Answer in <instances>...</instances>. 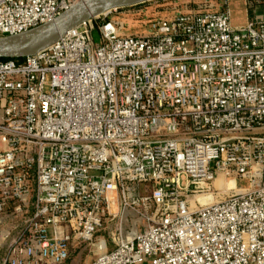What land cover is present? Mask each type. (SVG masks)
<instances>
[{
	"label": "built area",
	"instance_id": "built-area-1",
	"mask_svg": "<svg viewBox=\"0 0 264 264\" xmlns=\"http://www.w3.org/2000/svg\"><path fill=\"white\" fill-rule=\"evenodd\" d=\"M78 1L0 0V38ZM109 15L0 60V215L24 218L0 264H64L116 219L92 264H264V19Z\"/></svg>",
	"mask_w": 264,
	"mask_h": 264
},
{
	"label": "rangeland",
	"instance_id": "rangeland-1",
	"mask_svg": "<svg viewBox=\"0 0 264 264\" xmlns=\"http://www.w3.org/2000/svg\"><path fill=\"white\" fill-rule=\"evenodd\" d=\"M224 9L229 13L232 28L242 27L246 24V8L242 0L228 1L226 6L222 0H158L142 7L128 8L119 13L113 12L108 18L117 24L121 35L143 36L148 34L150 23L156 19H169L186 11L218 12ZM238 186L245 187L246 183L240 181ZM213 200H216V196H213ZM10 213L11 209H7L5 213L0 215V238L4 234L0 241V258L6 243L5 236L14 235L24 220L23 217H13ZM131 219L135 220L136 218L127 216V220ZM117 224L118 219L111 222L106 221L103 229L94 235L91 242L75 244L64 264H92L97 254L100 253L97 247L99 241H105L108 244V249L112 247V240L118 236L115 230ZM137 224L138 230L141 231L143 226ZM128 229L129 223L125 225L124 231L127 232Z\"/></svg>",
	"mask_w": 264,
	"mask_h": 264
},
{
	"label": "water",
	"instance_id": "water-1",
	"mask_svg": "<svg viewBox=\"0 0 264 264\" xmlns=\"http://www.w3.org/2000/svg\"><path fill=\"white\" fill-rule=\"evenodd\" d=\"M158 0H80L53 21L16 36L0 38V60H22L47 49L87 21Z\"/></svg>",
	"mask_w": 264,
	"mask_h": 264
},
{
	"label": "crops",
	"instance_id": "crops-1",
	"mask_svg": "<svg viewBox=\"0 0 264 264\" xmlns=\"http://www.w3.org/2000/svg\"><path fill=\"white\" fill-rule=\"evenodd\" d=\"M224 1L225 0H222L223 3ZM242 1L244 2L246 8V23L250 19H264V3H262L261 5H255L252 0H242Z\"/></svg>",
	"mask_w": 264,
	"mask_h": 264
},
{
	"label": "bare ground",
	"instance_id": "bare-ground-1",
	"mask_svg": "<svg viewBox=\"0 0 264 264\" xmlns=\"http://www.w3.org/2000/svg\"><path fill=\"white\" fill-rule=\"evenodd\" d=\"M211 201H212L211 198H200V199H199V202H200L201 204L209 203V202H211ZM3 236H4V234L1 235L0 241H1V239H2ZM97 247L100 249L99 246H97Z\"/></svg>",
	"mask_w": 264,
	"mask_h": 264
},
{
	"label": "trees",
	"instance_id": "trees-1",
	"mask_svg": "<svg viewBox=\"0 0 264 264\" xmlns=\"http://www.w3.org/2000/svg\"><path fill=\"white\" fill-rule=\"evenodd\" d=\"M144 5H146V4H144ZM144 5L136 6V7H133L132 9H134V8H138V7H142V6H144ZM124 10H126V9L118 10V11H116V13L122 12V11H124Z\"/></svg>",
	"mask_w": 264,
	"mask_h": 264
}]
</instances>
